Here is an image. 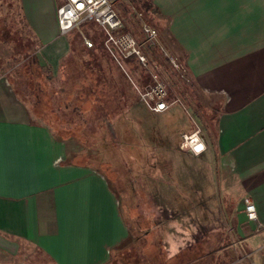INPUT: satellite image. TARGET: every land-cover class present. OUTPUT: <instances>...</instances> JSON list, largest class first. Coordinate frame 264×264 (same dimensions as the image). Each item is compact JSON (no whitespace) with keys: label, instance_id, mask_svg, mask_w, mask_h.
Segmentation results:
<instances>
[{"label":"crops","instance_id":"1","mask_svg":"<svg viewBox=\"0 0 264 264\" xmlns=\"http://www.w3.org/2000/svg\"><path fill=\"white\" fill-rule=\"evenodd\" d=\"M147 1L159 20V47L177 56L213 112L212 136L199 130V153L179 147L193 131L182 112L168 111L172 105L155 113L182 125L145 155V165L157 167L158 212L173 214L147 228L162 235L148 239V258L157 261L160 246L173 257L216 233L231 263L264 264V0ZM58 3L14 0L51 74L75 41L58 30ZM5 5L0 0V264H107L130 237L117 194L80 159L79 142L33 116L34 104L7 74ZM245 198L255 220L245 216Z\"/></svg>","mask_w":264,"mask_h":264},{"label":"rangeland","instance_id":"2","mask_svg":"<svg viewBox=\"0 0 264 264\" xmlns=\"http://www.w3.org/2000/svg\"><path fill=\"white\" fill-rule=\"evenodd\" d=\"M122 2L118 12L126 31L142 37L141 25L145 22L158 32L159 20L150 6H144L143 1ZM5 18L8 42L3 64L23 97L34 104L31 113L79 142V150L83 148L80 159L104 174L117 194L130 237L113 251L107 264H156L148 258V242L150 237L156 240L162 235L148 227L154 222L164 223L173 214L158 212L157 167L155 163L145 165V155L156 153L159 140H174V126L182 122L173 116L160 118L140 101L135 86L140 88L149 82L150 69L135 64L120 67L102 48L100 29L85 24L72 30V50L61 59L56 74L35 70L29 64L35 41L14 0H6ZM84 39H90L93 45L86 46ZM145 51L151 57L147 45ZM160 65L159 77L170 99H178L168 111L182 112L192 130L199 127L200 135L210 138L213 112L209 102L196 93L187 72L170 64ZM160 248L158 257L168 258L164 247ZM231 261L229 264H245ZM42 262L50 264L46 259Z\"/></svg>","mask_w":264,"mask_h":264},{"label":"built area","instance_id":"3","mask_svg":"<svg viewBox=\"0 0 264 264\" xmlns=\"http://www.w3.org/2000/svg\"><path fill=\"white\" fill-rule=\"evenodd\" d=\"M117 2L118 0H59L56 8L58 30L60 34H67L74 28L85 24L96 25L103 36L102 48L120 67L135 64L143 69H150L149 82L140 88L136 86L135 88L140 101L149 111L163 112L178 102V99H170L165 82L159 77L161 65L151 60L145 51V45L148 42L157 43L158 32L145 22H142L141 25L142 37H137L133 32L126 31L116 8ZM84 43L88 47L93 45L90 39H84ZM159 48L170 65L186 72L177 56L162 46ZM179 147L199 153L204 148L199 136V128L184 133ZM244 213L249 220L257 218L255 205L249 198L244 199ZM261 249L264 252V244Z\"/></svg>","mask_w":264,"mask_h":264},{"label":"trees","instance_id":"4","mask_svg":"<svg viewBox=\"0 0 264 264\" xmlns=\"http://www.w3.org/2000/svg\"><path fill=\"white\" fill-rule=\"evenodd\" d=\"M143 5L148 7L150 4L148 2L145 3V0H143ZM147 50L150 52L151 60L159 64H169L156 42H148ZM29 64L32 66L34 65L35 70L45 71V68L38 63L35 54L30 55ZM35 93L37 95L39 94L38 92ZM215 235L216 233L209 234L207 238H202L197 244L182 249L173 257H168L166 259L158 257L156 264H171L169 261H173L176 264H229V260L226 259L225 254V243L218 242V240L215 239ZM220 251H222L223 256L219 255ZM136 264L140 263L136 261Z\"/></svg>","mask_w":264,"mask_h":264},{"label":"snow or ice","instance_id":"5","mask_svg":"<svg viewBox=\"0 0 264 264\" xmlns=\"http://www.w3.org/2000/svg\"><path fill=\"white\" fill-rule=\"evenodd\" d=\"M161 107H163V105H161Z\"/></svg>","mask_w":264,"mask_h":264}]
</instances>
